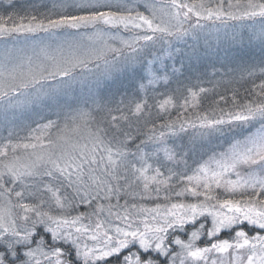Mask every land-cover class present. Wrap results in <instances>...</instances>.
Listing matches in <instances>:
<instances>
[{
  "label": "snow or ice",
  "instance_id": "6c2138e0",
  "mask_svg": "<svg viewBox=\"0 0 264 264\" xmlns=\"http://www.w3.org/2000/svg\"><path fill=\"white\" fill-rule=\"evenodd\" d=\"M0 264H264V0H0Z\"/></svg>",
  "mask_w": 264,
  "mask_h": 264
},
{
  "label": "trees",
  "instance_id": "16d2710c",
  "mask_svg": "<svg viewBox=\"0 0 264 264\" xmlns=\"http://www.w3.org/2000/svg\"><path fill=\"white\" fill-rule=\"evenodd\" d=\"M208 71H209V72H211V71H212V69H211V68H209V69H208Z\"/></svg>",
  "mask_w": 264,
  "mask_h": 264
}]
</instances>
